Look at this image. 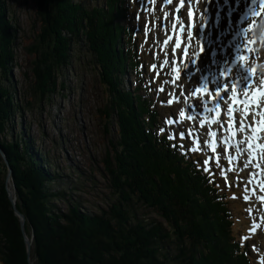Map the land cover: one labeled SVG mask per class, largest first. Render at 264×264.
I'll return each mask as SVG.
<instances>
[{"label":"trees","instance_id":"trees-1","mask_svg":"<svg viewBox=\"0 0 264 264\" xmlns=\"http://www.w3.org/2000/svg\"><path fill=\"white\" fill-rule=\"evenodd\" d=\"M32 1L41 31L28 48L30 67H20V88L12 73L18 61L17 19L12 0H0V146L14 171L16 207L25 215L26 234L32 239L31 260L253 264L249 251L241 252L234 213L217 181L194 159L182 156L180 141L175 148L166 135H158L157 112L140 93L139 75L137 85L125 84L130 68L139 67L131 49L136 47L132 30L122 23L128 19L126 0ZM84 54L109 90V102L101 109L109 147L104 164L90 167L91 175L103 170L106 177L100 174L107 178L102 188L108 197L98 204L84 200L90 193L84 185L97 187V180L87 175L80 181L84 174L78 168V178L62 173L50 152L38 144L40 138L32 134L25 115L32 116L35 107L43 110L68 88L62 78ZM0 158L5 168L0 170V264H30L7 191V165ZM142 208L153 217L142 216Z\"/></svg>","mask_w":264,"mask_h":264},{"label":"rangeland","instance_id":"rangeland-1","mask_svg":"<svg viewBox=\"0 0 264 264\" xmlns=\"http://www.w3.org/2000/svg\"><path fill=\"white\" fill-rule=\"evenodd\" d=\"M86 1L89 3L93 2V0ZM100 1L103 2V0ZM236 1L238 0H234L235 3ZM12 2L14 16L17 19L19 37L17 45V67L13 69L12 73L14 78L19 81V87L21 88L22 69L20 67L26 70L30 67V62L33 57L28 48L34 42L33 37L40 33L41 22L37 16L36 3L34 1L12 0ZM240 2L243 7L242 9H237V15L239 16V13H249L248 18L244 21V25L246 27L252 25V28L247 32V35L244 36L241 44H238V46L241 45L246 51H248V48H251V51H248L252 56L251 63L255 60L262 61L264 58V10L259 9L258 0H256V11L258 15L253 17L251 15V11L253 10L252 0H240ZM163 3L165 4V0H126V5H129L131 12L129 14L130 17L122 21L128 29L132 27L134 32L138 33V35L134 37L137 40L136 48L133 45L131 49L137 56H141L145 52L148 54L145 62L149 66V70H145L146 78L144 83L147 87V93L150 94L157 104L156 108H158L159 120L163 127L165 126L167 129H170L173 139L175 133H177V137L181 131L185 133L186 148L182 150V154L186 151L197 154L200 157L198 161L202 164L204 160L211 161L209 168L215 170L217 177L220 178V187L226 189V186H228L230 189L229 191L226 190L229 198L228 201H231L233 198L232 201H240L242 203H231L236 213L234 217L242 213L247 220L246 229H254L257 223L260 225L261 220H264V209L260 211V206L258 204H260L259 201H261V196L256 193L249 182L250 174L253 173L250 168L252 165L249 163V168L245 169L243 164L247 161L246 157L235 151L234 154H231V152L230 154L234 157L238 155V159L233 160L231 166L228 164L229 154H225L221 157L219 152L212 153L208 147H201L198 143L199 140L205 139L209 141L210 139L206 131L209 127L205 124L203 125L205 127L201 126V121H198L194 116L192 120H187L179 115L180 111H186L188 105L192 104L189 99L187 104L184 103V98L179 95L180 90H183L184 93L185 91L190 93L197 85V81L200 78L196 77L194 79L184 76L181 78L182 83L174 85L173 77L175 73L172 72V64H170L169 60L168 63H165L167 54H171L172 52L170 49L165 51V53L160 51V56L164 57L162 61L166 67L161 68L160 65H158L159 69L156 68L155 72L150 70L153 64H157V60L155 59L157 56L155 57V54L156 52L159 53V42L162 37L166 36L167 27H169L172 18V14H170L173 12L172 5L163 10L165 6ZM204 4L205 0H201L199 6L202 7ZM167 14L171 15V17L168 22L166 21V24L164 21V25H161V20H163ZM148 19L151 24H148ZM195 31L196 36L192 39L193 44L191 45L189 54L191 59H193V54L196 53L197 49L196 39H198V34L196 28ZM217 34L218 32H216L215 35ZM126 39L127 36H125V40ZM250 41H254V43L250 44ZM132 42H134V40H132ZM211 53L212 49L208 50L207 58L205 54L203 55L204 61L199 64V67L203 69L201 74L206 70L204 64L208 66L210 60H212L210 56ZM171 57L174 59L175 55L171 54ZM220 58L223 60L225 56L222 55ZM90 61V56L84 54L81 60L74 63V70L72 72L67 71L66 77L62 78V81L64 80L65 83L69 85L67 86L68 88L61 95H55L53 101L46 104L43 110H39L35 107V112L32 116L29 112L25 114L27 117L26 119L30 121V130L32 134L40 138L38 144L42 145L44 151L48 150L50 152V157H53L52 159L55 165H58L62 173L73 174L76 178L79 177V175L77 177L78 171L76 170V168H78L79 171L84 174V179L79 178L80 181H85L87 175H91L90 167L93 163L97 162L100 165L104 164L103 160H105V154L109 147V138L105 133V125L102 121L104 114L101 113V109L109 102V90L108 86L101 81L96 66ZM157 73H160V76H157ZM131 80L135 82V77H131ZM125 84L127 85V81ZM145 86L144 88H146ZM162 87L165 89L163 93L156 91V89ZM20 88L18 90L19 92ZM168 99H173V104L168 105ZM195 103L200 104L199 100H196ZM17 119L16 121L19 129L22 118L18 115ZM168 121H173V123L169 124ZM221 131L224 130L219 128L218 132L221 133ZM42 132L46 133L44 137L41 136ZM220 148L225 147L220 146L219 149ZM216 157L220 158L216 159ZM228 166L233 169L231 173L233 178L232 182H229L225 178V169ZM49 167L51 168L52 166L49 165ZM1 169L5 168L0 158V170ZM101 171L103 170H100V173L103 174ZM100 173H92L91 175L97 180L99 186L96 187L93 183L89 182L84 185L85 189L90 192L84 195V200L90 201L91 204L102 203L101 201L105 200L103 196L104 198L108 197L106 195L108 190H103L102 188L103 185L107 184V178H105V174H103L104 177ZM91 176H88V178H91ZM68 180L72 181V179ZM62 183L66 188L67 186L65 183ZM60 185L61 184H59V187L61 188ZM235 187L240 191V193L237 194L238 198L233 194V191L236 190ZM69 193L72 194L70 190ZM228 193H230L231 196ZM245 196L248 197L247 200L244 199ZM261 205L264 204L262 203ZM148 212L149 210L147 208L141 209L142 216L148 218L153 217L152 214H147ZM155 217L159 219L157 215ZM244 217H242L241 220L245 223ZM255 221H257V223ZM263 230L264 227L259 229V231H257L258 234L255 235V238L260 241L261 244L259 243L257 248L253 249L251 252L256 264H264ZM247 234L251 233L248 231ZM255 238L252 236H243V240L248 245L249 243L254 244Z\"/></svg>","mask_w":264,"mask_h":264},{"label":"snow or ice","instance_id":"snow-or-ice-1","mask_svg":"<svg viewBox=\"0 0 264 264\" xmlns=\"http://www.w3.org/2000/svg\"><path fill=\"white\" fill-rule=\"evenodd\" d=\"M252 3L255 4L256 0H252ZM183 7V0L182 3L180 5L177 6V12L180 11V9ZM258 7L261 10H264V0H258ZM251 15L253 17H256L258 15L257 11L255 9H253L251 11ZM193 18V10L191 7H189L188 10V20L189 22H191ZM251 25V24H250ZM173 31L175 33L176 30V24H173ZM252 28V25L249 27H245V33H247L248 31H250V29ZM184 32V26L180 25V30L178 33L176 34V41H175V45L172 47V53L173 55L176 53L177 49L181 48V34ZM188 36L191 37L192 36V25L191 23H189L188 25ZM169 40H171V37H169L167 40H165L164 46L167 47L169 44ZM254 43V41H250L249 42ZM248 51H251V48L247 49ZM203 52V47H201L200 52H196L193 54V59L191 60V64L195 65L196 64V58L200 55V53ZM184 53H185V57L187 56L188 53V49L187 47L184 48ZM248 59L247 56H243V55H239L236 58V63L238 61L242 62L244 60ZM165 63H168V61L166 60ZM176 61L172 60L171 64L172 66V72L175 73L176 75L173 77V80H177L179 78V74H180V69L177 68L176 65ZM241 66H243V64H240ZM189 65L185 64V68H187ZM161 68L164 67V65H160ZM157 68L156 64H153L151 66V71L155 72ZM246 72L248 73V77H244V81L249 85L248 87H244L243 88V99H240L237 95V90L238 88L241 86V80L240 79H232L230 84H231V95L228 96V100L231 101V103H227V112H226V116H227V127L225 128L224 123L221 122V104L220 103H215L213 108H209L208 107V101L207 100H201L200 104L203 105V111L205 113L211 112L213 113V118L205 121V120H201V126H203L206 122L209 125H219L220 128L224 129V131L226 133H228V135H223L222 133L215 132L212 131L210 128L206 129L207 131V135L211 140V143H209L208 140L205 139H201L198 141L199 145L201 147H210L211 148V152L212 153H217L219 152L220 156L222 157L225 154H229L228 155V164L231 165V163L233 162V160H237V157H234L230 154L232 149H235V151L237 153H242L244 151V149L241 147V145H243L244 143H247V153L249 155V157H252L254 154V150H259L260 152H264V142H259L256 144H253L252 141H260L262 139L261 136H259L258 134L260 133H264V80L260 81V87L259 88H252L251 86V80L249 79V77L252 75V73H254L256 71L255 68H245ZM234 68H230L228 71L224 72L221 71L220 72V78H223L225 80H227V78L233 73ZM157 76H160V73H157ZM203 85L201 87H196L194 91H191L190 95L192 97H204L207 96L208 98L212 99L213 98V93L212 91L209 90V86L207 83L208 78L207 77H203ZM229 88V84L225 83L222 87H218L215 89V98H219V99H223L222 97V92H227ZM252 89L251 91L249 89ZM156 91H159L161 93H163L165 91V89L159 88L156 89ZM179 95L181 97L184 98V103L187 104L188 98L187 96H185V93L183 92V90H180ZM173 99H168L167 100V104L171 105L173 104ZM237 105H241V107L239 109H237ZM189 108H192V105H188ZM256 109L255 111H253L252 109ZM237 111L239 112V125L238 127L237 125V119H236V113ZM180 117H184L185 116V112L184 111H180L179 113ZM193 117L191 115L187 116V120H192ZM250 121V122H249ZM169 124L173 123V121H168ZM161 132L164 131L163 128L160 129ZM250 133L249 137H246L244 140H237V142L235 144L231 143L232 139L235 138L237 136V133ZM190 135V133H189ZM222 136V139H220V137ZM179 138L181 140H185L186 136L185 133L183 131H181L179 133ZM169 139H173V137H169ZM218 143H223L225 145H227L226 148H217V144ZM181 146H185V145H181ZM220 157H216V159H219ZM211 163L210 160H204L203 161V166H202V170L207 173L209 171H215L213 169L209 168V164ZM243 167L245 169L249 168V161H245L243 164ZM232 168L230 166L226 167L225 169V178L226 180H228L229 182H232L233 178H232ZM262 187H264V185H262ZM245 200L248 199L247 196L244 197ZM260 200L262 203H264V196L260 197Z\"/></svg>","mask_w":264,"mask_h":264},{"label":"bare ground","instance_id":"bare-ground-1","mask_svg":"<svg viewBox=\"0 0 264 264\" xmlns=\"http://www.w3.org/2000/svg\"><path fill=\"white\" fill-rule=\"evenodd\" d=\"M236 35H237L236 30H234L233 36H236ZM237 37H238L237 38V41L234 40L233 43H232V48L235 49L236 53H239L240 55H242L241 52H240L239 46H238V44H240V41H241V35L238 34ZM217 51H218V53L221 52L219 49H217ZM214 55H216V53H214ZM241 63L243 64V66L240 65ZM224 68H225V62H218V63H214L212 65V68H211L212 69V78L209 81L211 83L210 91H212V93H213V98L210 99L207 96L199 97L200 100L203 99V100H207L208 101V107L209 108H213L214 105H215V103H220L222 105L223 99H225L227 97V94H224V95H222L223 99L215 98V89L218 88V87H220V82L219 81H216V76L219 75L220 72L224 70ZM245 68H249V69L252 68V67H249L248 66L247 59L244 60V61H242V62L239 61L237 67L234 68V71L230 75V78L229 79H239V77L237 75L238 73H240V75H243V76L246 77V75H248V73L246 72V69ZM243 76L240 77V80H241V86L240 87H245L244 84H246V82L243 79L244 78ZM252 78L254 79V82L252 84V88L260 87V81L263 80V79H259L258 78L257 71H255L254 73H252V75L249 77V79H252ZM229 93H231V90L229 91ZM237 93H239V89L237 90ZM240 107H241V105H238L237 109H239ZM221 110H222V113H224V114L221 115V120L224 121V122H226L227 121L226 111H225L224 108H222V106H221ZM252 110L255 111V108L252 109ZM212 115H213V113L210 114V116H212ZM238 115H239V112L237 111V113H236V119H237V116ZM238 121H239V119H237V122ZM225 127H227V126L225 125ZM263 136H264V133H261V137H263ZM263 141H264V138L261 139L260 141H254L253 144H256V143H259V142H263ZM256 153H260L261 156L264 157V152H260L259 150H254V154H256ZM257 158H258V156H257ZM257 160H259V159H257ZM262 162L264 164V159L262 160ZM255 166H256V173H257L259 164H255ZM261 167L264 170V165L261 166ZM262 183H264V177H263V179L261 181V184Z\"/></svg>","mask_w":264,"mask_h":264},{"label":"water","instance_id":"water-1","mask_svg":"<svg viewBox=\"0 0 264 264\" xmlns=\"http://www.w3.org/2000/svg\"><path fill=\"white\" fill-rule=\"evenodd\" d=\"M0 155H2L6 165H7V175H6V184H7V191H8V195L9 198L14 206V210H15V214L17 215V217L20 220V224L21 227L23 229L24 235H25V240H26V244H27V249H28V256L30 259V264H35L34 261L31 260V248H32V239L29 238V236L26 234V230H25V223H26V217L25 215L16 207V203H17V195H16V191H17V186L15 183V178H14V171L13 168L11 166V164L8 161V158L5 154L4 149L0 146ZM34 237V235H33Z\"/></svg>","mask_w":264,"mask_h":264}]
</instances>
